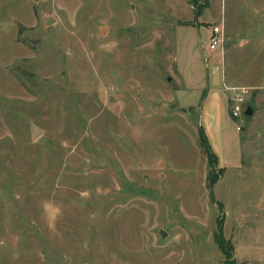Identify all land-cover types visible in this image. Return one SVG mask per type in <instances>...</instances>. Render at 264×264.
<instances>
[{"label": "rangeland", "instance_id": "1", "mask_svg": "<svg viewBox=\"0 0 264 264\" xmlns=\"http://www.w3.org/2000/svg\"><path fill=\"white\" fill-rule=\"evenodd\" d=\"M0 17V264H264V0Z\"/></svg>", "mask_w": 264, "mask_h": 264}, {"label": "trees", "instance_id": "2", "mask_svg": "<svg viewBox=\"0 0 264 264\" xmlns=\"http://www.w3.org/2000/svg\"><path fill=\"white\" fill-rule=\"evenodd\" d=\"M23 27H21L19 29V31H21ZM199 138H200V145L202 147L203 153L206 157V161L209 164L211 162V158H213L209 147L206 144L205 141V137L202 133H199ZM217 244H218V248L221 251L222 255H223V261L221 264H241V263H237L235 258H234V253H233V249L231 244L225 243L224 240L221 238V235L219 233V237L217 238Z\"/></svg>", "mask_w": 264, "mask_h": 264}, {"label": "built area", "instance_id": "3", "mask_svg": "<svg viewBox=\"0 0 264 264\" xmlns=\"http://www.w3.org/2000/svg\"><path fill=\"white\" fill-rule=\"evenodd\" d=\"M222 44H223V38L221 35V31L220 28L217 26H214L211 28L209 37H208V48L210 51H215L216 49H218L219 47L222 48ZM234 90V89H232ZM239 94H245L246 90H241V92H238ZM241 104L236 103L233 107H232V115L234 117H237L241 114L242 112V108H241Z\"/></svg>", "mask_w": 264, "mask_h": 264}, {"label": "water", "instance_id": "4", "mask_svg": "<svg viewBox=\"0 0 264 264\" xmlns=\"http://www.w3.org/2000/svg\"><path fill=\"white\" fill-rule=\"evenodd\" d=\"M51 20H47V24H51ZM245 115L246 116H251L252 115V111H251V109L250 108H247V110H246V112H245ZM40 133V131L39 130H37V129H34L33 130V138H36L37 136H38V134ZM161 234V236L162 237H164V233H160Z\"/></svg>", "mask_w": 264, "mask_h": 264}, {"label": "crops", "instance_id": "5", "mask_svg": "<svg viewBox=\"0 0 264 264\" xmlns=\"http://www.w3.org/2000/svg\"><path fill=\"white\" fill-rule=\"evenodd\" d=\"M6 22H7L6 20L1 19V17H0V32L4 31V29L6 27ZM20 26H22V25L20 24ZM22 27H24V26H22Z\"/></svg>", "mask_w": 264, "mask_h": 264}]
</instances>
